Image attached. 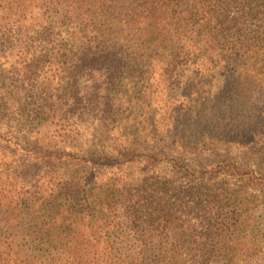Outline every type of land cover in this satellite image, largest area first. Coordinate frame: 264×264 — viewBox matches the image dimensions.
<instances>
[{"label":"trees","instance_id":"trees-1","mask_svg":"<svg viewBox=\"0 0 264 264\" xmlns=\"http://www.w3.org/2000/svg\"><path fill=\"white\" fill-rule=\"evenodd\" d=\"M70 22L76 23L79 33H69L66 28ZM161 47L167 54L158 57ZM204 47L206 64L211 61L233 73L257 54H263L264 0H0V124L1 119L15 125L27 123L31 132L38 134L37 139L47 145L25 148L37 161L95 165L122 161L145 167L162 161H182L179 154L187 153L185 145H177L172 151L160 143L154 149L147 147L138 136L143 121L137 117L124 131H118L117 145L122 157L111 153L78 154L66 146L53 148L51 142H68L81 118L93 110L87 92L81 94L78 69L105 65L116 71L131 67L138 73L154 62L172 69L189 66L188 69L200 64L199 53ZM44 69V73L39 72ZM58 70L62 71L56 74ZM45 73L48 79L41 89L35 88L34 83ZM137 88L138 82L130 90ZM24 95L33 100L22 101ZM132 98L111 99L108 103L120 109L122 101H126L135 107ZM24 104L27 112H18L20 107L25 108ZM112 120L115 122L117 117ZM129 127L133 131H127ZM0 128L5 130L0 133V141L13 143L15 138V143L19 142L7 125ZM4 158L0 153V166L5 164ZM223 165L234 168L235 164L227 160L217 164ZM243 173L250 181L264 184V174L252 170ZM130 189L126 185V193L60 194L34 193L18 183L0 185V260L6 264H56L59 258L60 264H81L75 258L83 259L84 251L87 249L88 255L90 249L91 264H97L100 255L104 257L101 263L106 264H146L151 258L168 264L170 249L163 245L156 249L157 246L142 242L135 245L122 241L119 246L98 241L86 247L73 242L77 238L84 240V233L93 235L107 219L123 227L132 225L131 229L170 222L174 204L170 193H128ZM69 210L71 218L64 214ZM232 210L227 212L229 219L223 221L222 227L206 229L213 254L222 248L225 251L230 230L233 233L239 229L242 214L235 207ZM63 222L74 227L72 240L65 239L60 254L51 250L47 258L43 257L41 247L48 244L55 248L58 241L53 239L54 230ZM2 235L7 242L2 241ZM27 236L34 238L29 243L20 242ZM203 247L202 243L198 246L200 250ZM109 248L111 254L117 249L124 258L120 262L105 259ZM175 248L177 251L184 246ZM222 254L209 262L231 264L228 254ZM3 255L6 258H1Z\"/></svg>","mask_w":264,"mask_h":264},{"label":"rangeland","instance_id":"rangeland-1","mask_svg":"<svg viewBox=\"0 0 264 264\" xmlns=\"http://www.w3.org/2000/svg\"><path fill=\"white\" fill-rule=\"evenodd\" d=\"M67 27L70 34L79 33L75 22ZM204 50L205 47L200 52ZM159 51L158 57L167 54L164 47ZM204 55V52L199 53L200 64L190 65L188 69L189 66L172 69L158 62L143 66L138 73L131 67L116 71L113 66L105 65L98 69H78L81 94L84 96L87 92L93 110L81 118L68 142H51L53 148L66 146L67 150L78 154L111 153L122 157L121 147L117 145L118 131H124L131 119L137 117L138 121H143L138 136L147 147L154 149L160 143L172 151L177 145H185L187 153L173 152L181 155L182 161H162L148 167L138 163L122 164V161L99 165L37 161L26 149L47 146L46 142L39 141L38 134L31 132L27 123L15 125L13 121L1 119L0 127L7 125L19 142L15 143V138L13 143L0 141V153L5 155V164L0 166V185L18 183L34 193H126V185L131 188L128 193H170L174 204L170 222L165 226L156 222L149 227L131 229L132 225L123 227L107 219L93 235L84 233V240L74 238L73 242L86 247L98 241L119 246L122 241L135 245L142 242L153 244L156 249L163 245L170 249L167 250L169 261L165 257L168 264H208L222 253L228 254L231 264H264V184L250 181L243 173L252 170L264 174V53L257 54L235 73L216 67L211 61L206 64L208 59H204ZM47 79L48 73L42 74L34 87L41 89ZM137 82L139 88L130 90ZM123 97H133L135 107L126 101H122L120 109L108 103ZM27 98L33 100L24 95L22 101L26 102ZM24 105L18 112H27ZM113 117H117L115 122ZM3 132L5 130L1 129L0 133ZM222 160L232 162L234 168L218 167ZM234 207L242 214L239 229L233 233L230 230L225 251L222 248L213 254L206 229L222 227L223 221L229 219L227 212ZM64 214L71 218L70 210ZM73 232V226L59 223L52 236L58 241L55 248L36 239L43 244L40 254L45 258L51 250L60 254L65 239L72 240ZM32 238L34 236H27L20 242L29 243ZM2 241L7 242V237ZM201 243L203 250L198 248ZM176 245L184 248L176 251ZM89 250L88 255L87 249L84 251L83 259L75 258V261L91 264L93 257ZM110 250L106 251L105 259L120 262L124 258L117 249H113L112 254ZM103 258L100 255L99 260L94 259L98 260L97 264H106L101 263ZM154 259L146 264H161ZM6 263L0 260V264ZM56 264H60L59 258Z\"/></svg>","mask_w":264,"mask_h":264}]
</instances>
